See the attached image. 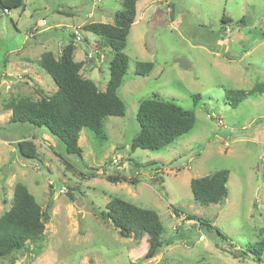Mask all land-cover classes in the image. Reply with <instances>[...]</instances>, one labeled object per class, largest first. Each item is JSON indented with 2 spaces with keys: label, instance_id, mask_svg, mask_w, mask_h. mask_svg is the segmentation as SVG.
<instances>
[{
  "label": "rangeland",
  "instance_id": "374dc122",
  "mask_svg": "<svg viewBox=\"0 0 264 264\" xmlns=\"http://www.w3.org/2000/svg\"><path fill=\"white\" fill-rule=\"evenodd\" d=\"M23 1L24 10L0 9V215L19 181L43 208L50 199L53 204L42 237L0 257V264H264V251L249 252L264 239V91L237 107L225 95L229 88L264 85V0H139L125 48L129 68L118 90L125 115L107 116L103 135L83 128L82 158L68 154L45 126L10 123L12 107L40 99L34 85L55 92L38 60L46 50L60 54L72 33L75 59L85 62L82 74L104 90L113 52L83 27L113 22L122 0ZM141 60L154 62L146 75L136 73ZM154 93L194 110L195 125L165 147L133 150L139 104ZM25 138L41 159L20 156L17 143ZM223 168L230 170L226 199L195 200L191 180ZM109 174L136 181L112 182ZM113 196L159 213L165 230L158 245L148 233L120 235L94 212Z\"/></svg>",
  "mask_w": 264,
  "mask_h": 264
},
{
  "label": "trees",
  "instance_id": "16d2710c",
  "mask_svg": "<svg viewBox=\"0 0 264 264\" xmlns=\"http://www.w3.org/2000/svg\"><path fill=\"white\" fill-rule=\"evenodd\" d=\"M138 1L122 0L123 8L115 12L113 22L92 21L83 27L101 37V46L112 49L110 77L105 90H101L92 78L82 74L85 62L75 59L76 34L72 33L60 54L46 50L38 60L40 66L54 79L57 90L53 94H46L43 88L34 85L40 99L35 103L20 101L14 104L10 123L45 126L65 143L68 154L82 158L83 149L79 138L83 128H90L103 135V124L107 116L125 115L126 104L119 96L118 90L129 68L130 58L125 48L131 26L137 17ZM17 6L24 10V1L0 0V9L5 12ZM227 20L224 15L223 21ZM153 68L154 62L141 60L137 63L136 73L146 75ZM255 91L263 92L264 85L258 84L251 89H226V100L230 105L237 107ZM201 96L200 93L194 95L195 99H200ZM137 119L140 131L132 140L131 148L160 149L189 133L195 125L196 114L194 110L183 107L175 100L154 93L140 102ZM17 146L21 157L41 159L37 145L32 139L19 140ZM91 170H94V175L98 169L91 167ZM229 177L230 170L226 168L194 177L190 183L195 200L203 204L225 200L228 195ZM107 179L112 182L136 181L124 174H109ZM52 204L53 200L50 199L47 207L43 208L25 183L19 181L15 184L11 206L0 215V257L6 258L14 251L25 248L29 241L33 242L42 237L46 221L51 217ZM93 210L110 221L122 236L139 239L148 233L153 236L150 242L157 245L161 242L160 237L165 225L156 210L139 206L120 196L111 197L105 210H99L96 206ZM174 210L179 213L177 208ZM191 218H197L200 226L206 224V221L195 215ZM216 231L222 237L225 236L219 229ZM263 251L264 239L256 241L249 250L259 256ZM233 254L235 257L239 256L235 252Z\"/></svg>",
  "mask_w": 264,
  "mask_h": 264
},
{
  "label": "water",
  "instance_id": "95a60500",
  "mask_svg": "<svg viewBox=\"0 0 264 264\" xmlns=\"http://www.w3.org/2000/svg\"><path fill=\"white\" fill-rule=\"evenodd\" d=\"M176 61L183 67H187L188 63H186V59L185 58H177Z\"/></svg>",
  "mask_w": 264,
  "mask_h": 264
},
{
  "label": "built area",
  "instance_id": "2783aa9c",
  "mask_svg": "<svg viewBox=\"0 0 264 264\" xmlns=\"http://www.w3.org/2000/svg\"><path fill=\"white\" fill-rule=\"evenodd\" d=\"M36 28V27H35ZM119 161V159L118 158H114L113 159V162H118ZM61 192H63V189L61 190Z\"/></svg>",
  "mask_w": 264,
  "mask_h": 264
},
{
  "label": "crops",
  "instance_id": "0c3cea01",
  "mask_svg": "<svg viewBox=\"0 0 264 264\" xmlns=\"http://www.w3.org/2000/svg\"><path fill=\"white\" fill-rule=\"evenodd\" d=\"M136 20H137V17H136ZM136 20H135V21H136ZM36 29H37V28H36ZM57 88H58V87H57ZM105 89H106V87L104 88V90H105ZM56 90H57V89H56ZM56 90H55V91H56Z\"/></svg>",
  "mask_w": 264,
  "mask_h": 264
}]
</instances>
